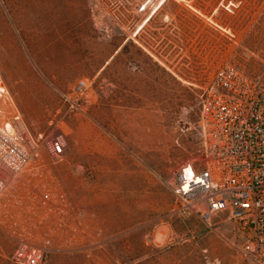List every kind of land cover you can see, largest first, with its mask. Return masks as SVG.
I'll use <instances>...</instances> for the list:
<instances>
[{"label": "rangeland", "instance_id": "obj_1", "mask_svg": "<svg viewBox=\"0 0 264 264\" xmlns=\"http://www.w3.org/2000/svg\"><path fill=\"white\" fill-rule=\"evenodd\" d=\"M226 63L264 78V0H0V123L35 134L65 133V158L55 172L83 210L85 230L100 237L141 232L140 245L126 241V264L237 260L229 243L234 234H197V215L174 210L167 183L201 145L200 101ZM81 80L87 81V100L73 108L69 99L77 98ZM97 89L100 133L121 140L140 134L143 141L141 147L124 142L120 152H106L90 165L83 122L90 120ZM138 120L152 126L138 127ZM145 130L157 135L156 143L145 142ZM43 151L49 158L46 146ZM118 182H141V207H111L110 218L92 226L86 218L93 183L94 193L130 200L128 191L111 189ZM0 234L6 235L1 226ZM86 236L76 234L55 249L49 264L56 251L66 254V264H103L107 250L122 253L116 239L109 247L101 239L88 243ZM0 244V263L15 264L13 248Z\"/></svg>", "mask_w": 264, "mask_h": 264}, {"label": "built area", "instance_id": "obj_2", "mask_svg": "<svg viewBox=\"0 0 264 264\" xmlns=\"http://www.w3.org/2000/svg\"><path fill=\"white\" fill-rule=\"evenodd\" d=\"M86 89L81 80L71 107H84ZM199 125L200 147L167 181L174 210L197 215L212 231L220 218L229 223L237 260L215 257V264H264V78L231 63L220 66L204 89ZM65 147L63 132L35 134L0 123V226L12 241L15 264H49L55 249L90 234L83 210L55 172Z\"/></svg>", "mask_w": 264, "mask_h": 264}, {"label": "crops", "instance_id": "obj_3", "mask_svg": "<svg viewBox=\"0 0 264 264\" xmlns=\"http://www.w3.org/2000/svg\"><path fill=\"white\" fill-rule=\"evenodd\" d=\"M108 62V60L106 61ZM105 63H103L101 70L104 68ZM94 104L91 110L90 114V120H86L84 123V127L88 129V134L85 136V153L86 157L90 159V165H94L96 159L100 157L102 154L108 152L110 154H117L118 152L121 151L122 145L124 142H129L132 144H139V147H141V143L143 141L142 135L140 134H134L130 135L128 139L126 140H121L118 138L116 135L112 134H102L100 133V128H103V123L101 120L98 118V110L100 108V105L103 102L102 99V94L101 92L97 89L96 94H94ZM155 101L150 98V102ZM156 123H154L155 125ZM136 125V122H135ZM147 127V126H152L151 123L147 122H142V120H138V127ZM81 127V126H79ZM145 142L147 143H156L157 142V135L152 134L147 132L145 130V135H144ZM135 148V147H133ZM130 152L133 154L135 153V149H131ZM73 158V157H72ZM64 190L67 192L66 188L62 185ZM97 188L99 190H102L101 184H97ZM107 190H109L106 187ZM112 190H117V191H128L129 194L128 196L130 200H126L125 196H118L117 198H114L112 196H105V193H99L95 192V187L93 183V194L89 197V201L91 203V212L90 214H87L86 221L88 223H91L93 226V223H99L103 222V219L105 221L110 218V212L112 211L110 208L114 206H121L125 207L127 203H132L133 207H141V197L140 195H136V191L141 190V182H139L137 185L134 184L132 187L127 186L125 183H115L112 184ZM120 215L116 214L115 217H119ZM137 222H141V214L140 211L137 213ZM120 220L125 222V215L121 214ZM133 222H136L135 218V210H134V218ZM170 224V223H168ZM213 232L212 230H209L207 227L206 223L203 222L200 218L197 216V234H230V226L229 223L224 220L223 218H220L218 221L217 227ZM222 231V233H221ZM178 234L175 231H170V232H165V231H159L156 234ZM86 238H88V243H95L96 240L101 239L102 244H108L110 247V244L112 243L113 240H117V245L118 249L122 251L120 254L113 253L112 251H108L105 253V256L103 257V264H126L127 262L125 261V250H126V241H131L129 242L130 244L133 245V247L136 246V239L138 240V244L140 245V240H141V232H137L134 230L133 234L132 232H123L122 234H102L101 237L99 234H87ZM0 242L2 243L3 248L7 251L13 248L12 241L7 235L0 234ZM129 244V245H130ZM215 246L216 249H218V243L215 241ZM222 252L227 253V248L224 247L223 245H220L219 248ZM110 250V249H109ZM12 251V250H11ZM93 254V252L91 253ZM96 255V254H95ZM66 254L62 253L60 251H56L53 253L51 257V264H66L67 263V258ZM73 258V257H71ZM70 258V259H71ZM116 261V262H115ZM92 263V262H91ZM4 264V263H0Z\"/></svg>", "mask_w": 264, "mask_h": 264}]
</instances>
